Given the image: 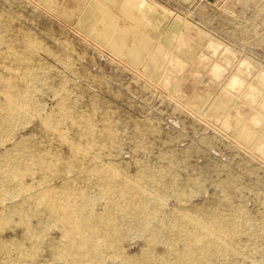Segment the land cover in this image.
<instances>
[{
    "label": "rangeland",
    "instance_id": "1",
    "mask_svg": "<svg viewBox=\"0 0 264 264\" xmlns=\"http://www.w3.org/2000/svg\"><path fill=\"white\" fill-rule=\"evenodd\" d=\"M211 1L0 0L1 165L26 161L21 178L32 183L42 171L30 155L68 162L84 147L83 168L105 176L113 166L119 181L134 180L148 194L120 245L134 261L148 251L170 261L205 228L207 264H264V0ZM87 11L99 14L85 20ZM80 173L48 186L74 178L123 233L121 211L133 204ZM113 198L117 214L101 213ZM148 212L151 242L140 228ZM29 220L0 231L12 264H61L48 250L58 229ZM29 225L41 235L31 248ZM20 246L31 256L20 259ZM111 251L97 264H115Z\"/></svg>",
    "mask_w": 264,
    "mask_h": 264
},
{
    "label": "bare ground",
    "instance_id": "2",
    "mask_svg": "<svg viewBox=\"0 0 264 264\" xmlns=\"http://www.w3.org/2000/svg\"><path fill=\"white\" fill-rule=\"evenodd\" d=\"M134 4H139V2L134 1L131 3V5ZM92 7L89 9H92ZM98 14L99 12L92 15L87 11L83 19L86 20ZM169 84L171 83H167V85ZM50 126V124H47L46 128L49 129ZM84 139L88 140L87 144L91 140L89 137ZM76 148H71L72 152H76L73 153L75 156L78 151H84L83 156H87L89 153L88 149L86 152L84 147ZM5 152L6 150L2 154L3 157L6 156ZM75 156L66 162L60 160V157L51 161L47 159L45 154L30 155L31 160L34 158L32 164L39 165L42 171V176L39 178L36 177L37 173L32 174V183L21 178L25 168L30 167L26 161L14 159L16 163L11 168L1 165L0 162V192L4 191L9 194L8 205L2 204L3 200H0V231L14 222L16 225H27L30 222V217L38 219V227L43 226L42 228H45L54 225L60 236L56 242L49 241L48 250L54 258L61 259V264H97L103 259V252L109 249H112V251L107 253V257L108 259L111 258V262L115 264H207V257L215 256L214 251L210 249L211 241H206L210 232L202 228L201 231H203L204 237L195 238L193 241L190 238L184 239L183 241L189 244L176 251V248L173 249L174 258L170 261L155 259L152 251L144 252V256L136 261L131 257H127L120 246L124 242L123 235L127 232L126 227L130 223L129 220L140 219L139 217L145 213L147 192L142 190L139 184H135L134 180L119 181L113 166H108L105 176H101L97 168L92 170L83 168ZM8 163L12 164V162ZM75 171L81 172L76 175L77 177L85 175L87 178L84 179L89 180L90 183L88 184L91 185V188H100L102 195L105 197L109 198L113 193L112 187L119 186L121 188V191L114 194H117L119 199L121 195V200L125 201L127 199V203L133 204L130 211L124 209L121 211L120 216L124 218L122 220L125 226L123 233L114 228L111 223L106 222L107 220L93 209L96 205L95 201L85 202V194L76 191L74 188L77 184L74 178L69 177V179L64 180L58 188L48 186V182L53 180L52 178L70 175ZM89 172L93 174L92 177H90ZM27 193L29 194L26 195ZM103 206V212L101 213H106L119 205L113 198L111 203L106 202ZM113 213L117 214L116 209L113 210ZM151 216L152 213H146L145 217L147 218L140 225L141 229L149 231V237L147 238L149 242L154 238V233L150 227ZM24 233L26 235L25 240L29 244L28 248H31L33 243L37 244L34 240H37V236H41L38 232L36 233L31 225ZM11 245L13 244L0 239V257L5 255L4 260L6 263L9 260L10 264L14 259V257H11L13 250L8 249ZM22 249L24 247L20 246V248L15 247L14 250V253H17L20 259L31 256Z\"/></svg>",
    "mask_w": 264,
    "mask_h": 264
},
{
    "label": "crops",
    "instance_id": "3",
    "mask_svg": "<svg viewBox=\"0 0 264 264\" xmlns=\"http://www.w3.org/2000/svg\"><path fill=\"white\" fill-rule=\"evenodd\" d=\"M134 1H137V3H138V0H134ZM185 1V0H184ZM192 1H194V2H197V3H203L202 5H210V3H209V1H211V0H205V1H202V0H192ZM198 1H200V2H198ZM217 1H219V0H215L214 1V3H216ZM193 2V3H194ZM212 2V1H211ZM146 4V3H145ZM139 5V9L141 8V7H143V5L141 4V3H139L138 4ZM147 5V4H146ZM135 6V5H134ZM134 9H136V7L134 8Z\"/></svg>",
    "mask_w": 264,
    "mask_h": 264
},
{
    "label": "built area",
    "instance_id": "4",
    "mask_svg": "<svg viewBox=\"0 0 264 264\" xmlns=\"http://www.w3.org/2000/svg\"><path fill=\"white\" fill-rule=\"evenodd\" d=\"M167 1H170V0H167Z\"/></svg>",
    "mask_w": 264,
    "mask_h": 264
}]
</instances>
